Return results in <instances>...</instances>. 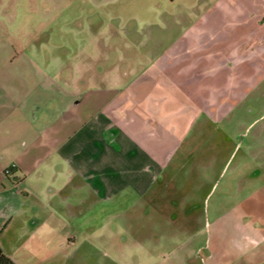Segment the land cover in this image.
Masks as SVG:
<instances>
[{"label": "crops", "instance_id": "0c3cea01", "mask_svg": "<svg viewBox=\"0 0 264 264\" xmlns=\"http://www.w3.org/2000/svg\"><path fill=\"white\" fill-rule=\"evenodd\" d=\"M209 1L186 11L191 25L162 26L161 41L137 40L105 0L113 8L98 12V29L66 28L57 41V15L41 26L48 9L37 8L38 25L26 28V15L0 0V246L16 264H71L85 239L72 227L87 203L117 218L124 197L129 210L166 208L171 196L197 202L195 145L248 91L250 65L259 74L264 61V0ZM242 206L262 227L234 234L232 211L210 224L204 245L165 262L264 264V186Z\"/></svg>", "mask_w": 264, "mask_h": 264}, {"label": "rangeland", "instance_id": "374dc122", "mask_svg": "<svg viewBox=\"0 0 264 264\" xmlns=\"http://www.w3.org/2000/svg\"><path fill=\"white\" fill-rule=\"evenodd\" d=\"M104 2L57 0V5H50L49 0H9V9L12 14L17 11L26 15V28L38 25L37 8L51 10L52 13L47 10L42 14L44 18L39 23L48 25L50 16L57 15L53 26L58 29L55 38L60 41L66 37V28L80 29L88 23L93 30L98 29V12L104 9L111 12L113 8V5L102 6ZM113 2L122 16L113 22L134 29L137 40L161 41L162 26L173 25L177 19H182L178 26L191 25L195 18L187 17L186 11L202 12L210 4L209 0ZM169 13L175 16L169 19ZM45 37L43 34L42 39ZM260 62L259 74L250 65V84L243 98L232 103L226 116L206 129L195 145L192 162L201 174V182L195 183H201L200 187L193 193L198 196L197 202L188 207L182 200L176 204L171 196L166 208L161 202L152 201L149 207L139 203L129 210L126 203L130 198L124 197L121 206L116 207L119 218H113L114 209L108 205L102 207L99 200L87 203L83 221L72 227L85 239L78 240L73 247L71 264H168L164 254L170 252L169 259H176V254L204 245L210 224L221 216L230 217L232 211L236 224L230 230L234 234L243 232L239 225L250 223L255 228L262 227L256 215L247 214L250 208L242 206L248 205L252 198L256 201L258 190L264 186V61ZM185 177L187 174H182L177 182L182 183ZM193 182L192 178L190 183Z\"/></svg>", "mask_w": 264, "mask_h": 264}, {"label": "trees", "instance_id": "16d2710c", "mask_svg": "<svg viewBox=\"0 0 264 264\" xmlns=\"http://www.w3.org/2000/svg\"><path fill=\"white\" fill-rule=\"evenodd\" d=\"M0 264H16L0 246Z\"/></svg>", "mask_w": 264, "mask_h": 264}, {"label": "built area", "instance_id": "2783aa9c", "mask_svg": "<svg viewBox=\"0 0 264 264\" xmlns=\"http://www.w3.org/2000/svg\"><path fill=\"white\" fill-rule=\"evenodd\" d=\"M12 168H13V167L5 168V169L3 170V175H4L5 177L10 176V175H11V170H12Z\"/></svg>", "mask_w": 264, "mask_h": 264}]
</instances>
